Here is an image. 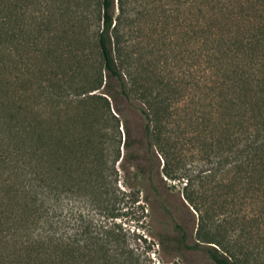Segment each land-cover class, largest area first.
<instances>
[{
	"label": "trees",
	"instance_id": "trees-1",
	"mask_svg": "<svg viewBox=\"0 0 264 264\" xmlns=\"http://www.w3.org/2000/svg\"><path fill=\"white\" fill-rule=\"evenodd\" d=\"M116 1L115 17V0H98L96 47L103 69L119 87H89L74 98L73 93L56 95L64 102L51 106L42 120L20 126L0 117V264H135L133 251L121 246L119 235L110 231L93 236L86 216L76 218L73 200L111 204L117 199L118 168L124 159L120 147L128 155L139 145L128 129L127 111L142 122L146 150L161 155L168 178L169 165L177 164L187 143L189 108L168 81L160 87H138L137 71L126 65L122 28L128 20L127 0ZM204 3L213 12L210 17L203 12L204 22H210L202 25L206 98L213 93L221 97L216 109L228 121L211 123L204 113L203 129L192 134L206 139L215 133L208 128L220 125L218 141L203 143L222 157L221 168L232 166L237 213L246 202L250 208L242 219L248 223L234 240L220 233L226 219L215 226L211 216L201 215L197 243L187 247L203 249L215 264H264V0ZM8 7L9 0H0L4 50ZM192 80L191 87L196 85ZM6 98L4 92L0 101ZM73 105L81 109L74 116ZM136 167L140 174L141 164ZM140 176L150 180V175ZM184 238L182 233L185 245Z\"/></svg>",
	"mask_w": 264,
	"mask_h": 264
},
{
	"label": "rangeland",
	"instance_id": "rangeland-1",
	"mask_svg": "<svg viewBox=\"0 0 264 264\" xmlns=\"http://www.w3.org/2000/svg\"><path fill=\"white\" fill-rule=\"evenodd\" d=\"M126 9V65L137 71L138 87H160L161 81L178 87V99L189 108L184 122L187 143L177 164L169 165L167 178L161 155L146 150L142 122L135 113L125 112L139 145L128 155L120 147L124 159L123 168H118L117 199L108 204L75 198L73 211L77 219L80 213L86 216L93 236L110 231L119 235L121 246L133 251L135 264H215L203 249L187 247L197 243L200 216L208 214L215 226L226 219L220 233L234 240L248 223L242 219L250 206L246 202L244 211L237 213L232 166L221 168L222 157L205 144L218 141L220 125L210 126L208 131L215 133L206 139L192 134L203 129L204 113L211 123L228 121L216 109L221 97L213 93L206 98L202 25L210 22H204L203 12L209 17L213 12L204 0H127ZM8 13L7 50L0 47V96L6 92L7 98L0 101V117L10 126L42 120L51 106L64 102L56 95L73 93L74 98L89 87H119L103 69L96 47L98 0H9ZM118 13L115 0V17ZM91 107L98 105L87 109ZM78 110L73 105V116ZM136 163L142 166L140 174ZM140 175H150V180Z\"/></svg>",
	"mask_w": 264,
	"mask_h": 264
}]
</instances>
